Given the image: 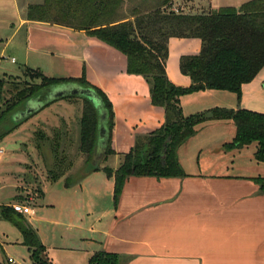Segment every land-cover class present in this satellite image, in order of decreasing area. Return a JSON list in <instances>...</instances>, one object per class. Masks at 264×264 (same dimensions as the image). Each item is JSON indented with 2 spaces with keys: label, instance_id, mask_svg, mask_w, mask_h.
Masks as SVG:
<instances>
[{
  "label": "crops",
  "instance_id": "obj_1",
  "mask_svg": "<svg viewBox=\"0 0 264 264\" xmlns=\"http://www.w3.org/2000/svg\"><path fill=\"white\" fill-rule=\"evenodd\" d=\"M250 1L172 0L164 8L200 15L240 8ZM43 2L0 0V58L16 59L14 64L0 62V82L29 80L28 73L58 79L85 76L112 104V153L102 155L100 170L70 186L67 179H75L74 171L56 179L28 177L30 167L35 170L38 162L37 148L28 153L34 133L70 124L71 106L77 104L75 100L84 106L82 99L55 101L8 134L0 142L13 153L6 156L0 148V190H8L9 197L0 202V264H34L21 231L1 215L2 207L13 209L17 204L30 207L29 214H19L38 234L50 264H88L100 252L116 255L121 264H264V194L255 181L264 178V164L255 158L256 143L226 149L236 135L231 121L207 123L179 147L184 176L130 177L115 200V178L104 169L116 172L137 136L163 126L165 112L152 104L150 92L140 93L141 76L126 73V58L120 52L85 31L30 20L29 7ZM124 6L120 12L130 16L135 7ZM201 48L198 38L169 40L166 71L176 86H191L180 61L199 54ZM208 92H220V101L206 104V96L200 94ZM180 102L186 117L216 107L264 114V68L243 86L240 101L234 93L207 90L183 96ZM12 251L19 256L11 258Z\"/></svg>",
  "mask_w": 264,
  "mask_h": 264
},
{
  "label": "trees",
  "instance_id": "obj_2",
  "mask_svg": "<svg viewBox=\"0 0 264 264\" xmlns=\"http://www.w3.org/2000/svg\"><path fill=\"white\" fill-rule=\"evenodd\" d=\"M127 1L132 0H44L42 5L29 7L30 20L85 31L120 52L126 58V73L144 77L150 87L152 104L165 112L163 126L152 133L137 136L134 148L116 172L104 169L108 177L115 178V200L130 177L184 176L178 149L196 136L201 126L211 122L231 121L236 127V135L232 143L225 146L226 149H242L256 143L258 150L255 158L264 164V114L216 107L186 117L180 102L183 96L207 90L234 93L241 100L243 86L252 82L264 68V0H253L240 8H220L200 15L168 11L164 7L172 0H160L145 10L135 7L130 16L120 12ZM171 38H198L202 42L200 54L184 56L180 61L182 74L192 81L189 87L176 86L168 78L166 64ZM28 74L41 82L26 86L16 97L2 104L4 110L0 114V124L22 111L30 99L44 96L49 89L63 84H77L94 90L102 99L108 129L104 155L112 153L110 135L114 112L111 102L101 90L88 83L85 76L58 79ZM80 99L84 101L80 149L86 155V165L75 179H67L68 186L100 170V166H94L99 112L89 99ZM24 120L15 122L0 138L11 133ZM255 181L264 194V178ZM1 215L21 231L23 243L31 250L34 264H50L46 248L27 221L10 207H2ZM88 264L121 262L116 255L100 252Z\"/></svg>",
  "mask_w": 264,
  "mask_h": 264
},
{
  "label": "rangeland",
  "instance_id": "obj_3",
  "mask_svg": "<svg viewBox=\"0 0 264 264\" xmlns=\"http://www.w3.org/2000/svg\"><path fill=\"white\" fill-rule=\"evenodd\" d=\"M158 2L160 0H132L131 2L127 1L125 3L124 8L130 9L131 7L139 6L142 10L150 7L153 2ZM145 3V4H144ZM125 13V12H124ZM202 49V48H201ZM201 52V50H200ZM199 52V54H200ZM198 55V54H197ZM196 56V55H195ZM13 67H17L18 65H13ZM181 70V69H180ZM3 77V74L0 73V79ZM142 77V76H141ZM141 81L143 85L139 87L140 93H144L145 91L150 92V87L148 82L144 77H142ZM40 83L41 80L37 79ZM0 114L4 110L2 104L4 102L10 101L13 97L23 91L26 86L33 85L35 83L34 79L30 78L29 80L10 78L0 82ZM116 83V85H118ZM220 92H208V94H200L205 95L204 102L206 104H215L220 101L218 98ZM66 99H80V98H66ZM77 104H73L71 106V120L70 124H64L61 128L54 131L52 128L49 129H38L37 132L34 133L33 143L28 144V153L32 154L31 148H37V156L38 162L35 165V170L30 167V171L28 172V177L35 181L44 178L54 179L55 177H59L66 172L74 171L71 177L77 176L84 169L86 165V155L80 149V132H81V118L83 113V105L82 103H78L81 100H75ZM113 109V107H112ZM114 112V111H113ZM69 115V114H68ZM114 123H115V114H114ZM15 125V121L13 118L6 120L3 124H0V135L8 130L10 127ZM10 134V133H9ZM18 135L17 133L15 136ZM8 136L0 138V142ZM59 137V140H57ZM3 148L4 152H6V156H10L13 153L12 149L8 146L7 143H2L0 148ZM20 150V149H19ZM103 155V152H99L95 154V157ZM101 159V158H100ZM31 163V162H30ZM8 190L1 191L0 190V202L9 200ZM36 192V191H35ZM19 253L16 251H12L9 256L11 258H17ZM22 261V260H21ZM23 262V261H22Z\"/></svg>",
  "mask_w": 264,
  "mask_h": 264
},
{
  "label": "water",
  "instance_id": "obj_4",
  "mask_svg": "<svg viewBox=\"0 0 264 264\" xmlns=\"http://www.w3.org/2000/svg\"><path fill=\"white\" fill-rule=\"evenodd\" d=\"M67 97L87 98L95 105L96 109L99 112L100 119L98 147L96 152L99 153L102 151L104 155L106 146L108 144L107 112L103 108L102 99L94 90L90 88H85L73 83L55 86L50 89L47 97L44 100L39 101V97L30 99L25 105V110L16 114L13 120L15 122H20L24 119L29 118L45 106ZM101 157V155L99 156V158L98 155L94 157V166L96 168L99 167Z\"/></svg>",
  "mask_w": 264,
  "mask_h": 264
},
{
  "label": "built area",
  "instance_id": "obj_5",
  "mask_svg": "<svg viewBox=\"0 0 264 264\" xmlns=\"http://www.w3.org/2000/svg\"><path fill=\"white\" fill-rule=\"evenodd\" d=\"M2 61H10L11 63H16V59L15 58H9L8 56H3L0 58V62ZM13 209L15 212L17 213H23V214H29L31 212V209L30 207H25V206H22V205H14L13 206Z\"/></svg>",
  "mask_w": 264,
  "mask_h": 264
}]
</instances>
